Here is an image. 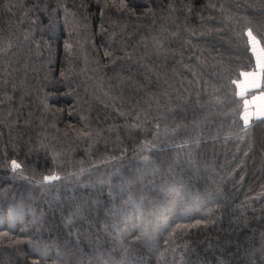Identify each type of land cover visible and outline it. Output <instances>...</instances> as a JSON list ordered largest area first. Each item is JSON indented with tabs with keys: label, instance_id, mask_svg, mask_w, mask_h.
Instances as JSON below:
<instances>
[{
	"label": "trees",
	"instance_id": "1",
	"mask_svg": "<svg viewBox=\"0 0 264 264\" xmlns=\"http://www.w3.org/2000/svg\"><path fill=\"white\" fill-rule=\"evenodd\" d=\"M249 32L264 0H0V264H264Z\"/></svg>",
	"mask_w": 264,
	"mask_h": 264
},
{
	"label": "crops",
	"instance_id": "2",
	"mask_svg": "<svg viewBox=\"0 0 264 264\" xmlns=\"http://www.w3.org/2000/svg\"><path fill=\"white\" fill-rule=\"evenodd\" d=\"M249 43L256 60L255 69L242 73L238 81V89L241 95H244V106L245 102H247V108H245L244 112L247 111L249 113L250 121L253 118L264 117L257 115L258 111L264 109V91H257L261 86L264 51L259 41L254 36L249 37ZM253 48L256 50L255 53L253 52Z\"/></svg>",
	"mask_w": 264,
	"mask_h": 264
},
{
	"label": "snow or ice",
	"instance_id": "3",
	"mask_svg": "<svg viewBox=\"0 0 264 264\" xmlns=\"http://www.w3.org/2000/svg\"><path fill=\"white\" fill-rule=\"evenodd\" d=\"M248 35H249V37H252V33L251 32H249L248 33ZM253 40H254V38H253ZM251 42V41H250ZM255 48H253V52L255 53ZM237 87H239V85H237ZM245 108H247V102H245ZM257 115H259V116H264V109H261L260 111H258L257 112ZM243 118H244V122H245V124L247 125L248 124V122H249V113L247 112V111H245L244 113H243ZM45 179L47 180V179H55V177H45Z\"/></svg>",
	"mask_w": 264,
	"mask_h": 264
},
{
	"label": "rangeland",
	"instance_id": "4",
	"mask_svg": "<svg viewBox=\"0 0 264 264\" xmlns=\"http://www.w3.org/2000/svg\"><path fill=\"white\" fill-rule=\"evenodd\" d=\"M13 164V166H14V168L16 167V164L15 163H12Z\"/></svg>",
	"mask_w": 264,
	"mask_h": 264
}]
</instances>
